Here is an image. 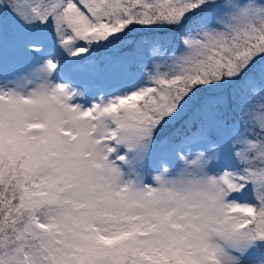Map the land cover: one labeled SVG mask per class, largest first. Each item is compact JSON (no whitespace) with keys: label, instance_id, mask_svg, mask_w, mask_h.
<instances>
[{"label":"rangeland","instance_id":"1","mask_svg":"<svg viewBox=\"0 0 264 264\" xmlns=\"http://www.w3.org/2000/svg\"><path fill=\"white\" fill-rule=\"evenodd\" d=\"M181 1L0 0V195L15 204L7 185L21 190L18 205L0 200V264H264L251 235L264 215L250 219L264 200V81L241 100L240 123L217 130L214 109L207 127L181 134L175 147L155 135L181 112L190 122L196 115L201 95L181 107L166 99L171 88L183 92L169 82L177 65L201 67L194 79L207 75L211 96L264 61V0H184L191 10ZM210 6L214 29L187 32L175 56L154 43L139 55L115 54V43L92 57V40L174 29ZM9 28L26 49L19 34L8 40ZM153 81L163 84L158 96ZM31 123L44 131L29 133ZM30 179L37 181L25 188ZM23 188L47 233L26 223Z\"/></svg>","mask_w":264,"mask_h":264},{"label":"trees","instance_id":"2","mask_svg":"<svg viewBox=\"0 0 264 264\" xmlns=\"http://www.w3.org/2000/svg\"><path fill=\"white\" fill-rule=\"evenodd\" d=\"M168 1H174V0H168ZM181 3H182L181 5H183L182 7H184V5L187 6L186 1L182 0ZM199 3H200V0H193L194 5L199 4ZM172 5L176 6L175 3H173ZM187 7H188V10L193 9L192 6H187ZM215 10L216 8H214V6H210V7H206L202 12H198V13L193 12L191 13V16H188L185 19L186 22L173 27L174 29L171 28L170 24L165 23L166 24L165 29L149 30V31L142 32L136 35L135 33H128V34L123 33L120 35L122 37H128L130 35H133L136 38V44L138 45L137 48L139 49L145 47L147 45V42L155 43L157 45L167 44L171 48V52H169L168 56L171 53H173L172 55L175 56L177 53L180 52L183 37H185L187 32L196 30V28H200V27H203V29L205 28L210 29V30L214 29L216 24L210 23L207 20H210V17L211 15L214 14ZM154 15L157 16L158 14L155 13ZM156 18L159 19V17H156ZM141 34L145 35L144 39L140 36ZM260 36L261 38L264 39L263 35H260ZM123 39H126V38H123ZM252 65L248 67L247 69H245L246 70L245 74L239 75L236 78L232 79V80L237 79V81L233 82L234 83L233 85L232 83L229 85H226L227 88L224 94L218 92L211 96H207L206 93L208 90V85L202 82V80L207 79V75L205 76L204 74L200 78V80L194 79V75L198 74V72H201L202 70L201 67L200 68L196 67V68L187 70L188 67L186 66L183 67L181 66V64H179L175 67V71L173 72V74L170 75V77H172V82H170L171 83L170 86L181 85L183 92H181L179 88H171L169 90L168 95H166V99H168L169 101H173L172 107H181V105H183L184 100L191 99V95L193 94L199 95V96L201 95L198 98V102L195 105L197 116L195 114L194 115L197 117V120L196 119L193 120L192 128H195V126L198 125V122L201 123V126L206 127L208 124V118L206 114H211L212 110L217 109V108L221 109L225 105H228V112L230 114H239L241 112L240 103H241V100L244 98V96L250 94V90L253 86L257 84H261L264 81V61L255 62ZM165 94H167V92ZM155 95L158 96L160 94H158V92L155 91L152 96H155ZM149 100L150 98L147 99V101ZM152 101H155V100H152ZM144 103H146L145 100H144ZM150 106L153 107L152 105ZM153 113H155V116L157 117L160 116L159 118L167 117L166 113H163L162 115H160L158 112H153ZM213 115H215L216 117L218 116L217 112L214 113ZM183 116H184V112H181L180 114L176 115L177 119H172L170 122V125L166 127L167 130H164V132L171 134V136H177L176 133H180L182 127L183 128L187 127V123H181V125H179V122L186 120L188 115L185 116V118H183ZM217 118L219 119V117ZM230 120H232L231 116H230ZM228 122L229 121L226 118V123ZM165 124H166V121H163L161 123V125H165ZM154 129L157 130L159 129V127H154ZM155 133L162 134L159 130L155 131ZM8 186H11V185H8ZM11 188H12V192L10 193L13 194L14 196L15 190L13 189L12 186ZM3 193L5 194V190ZM5 196L6 198L10 197L7 193L5 194ZM255 212L256 214L260 212V216L264 215V200L256 206ZM262 219L264 221V217H262L259 221H257L261 225L259 230H256L257 228L254 227L252 230H255V231H252L251 235H253L254 239H256L255 241L257 242L259 250L264 253V227H263L264 222L263 224L261 223ZM253 222H255V219L253 220ZM258 231L260 232L257 233Z\"/></svg>","mask_w":264,"mask_h":264}]
</instances>
